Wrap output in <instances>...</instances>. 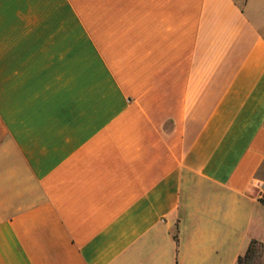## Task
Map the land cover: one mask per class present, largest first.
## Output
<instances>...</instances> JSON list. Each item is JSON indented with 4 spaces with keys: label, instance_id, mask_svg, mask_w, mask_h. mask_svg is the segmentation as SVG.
<instances>
[{
    "label": "crops",
    "instance_id": "0c3cea01",
    "mask_svg": "<svg viewBox=\"0 0 264 264\" xmlns=\"http://www.w3.org/2000/svg\"><path fill=\"white\" fill-rule=\"evenodd\" d=\"M263 192L264 0H0V264H239Z\"/></svg>",
    "mask_w": 264,
    "mask_h": 264
},
{
    "label": "trees",
    "instance_id": "16d2710c",
    "mask_svg": "<svg viewBox=\"0 0 264 264\" xmlns=\"http://www.w3.org/2000/svg\"><path fill=\"white\" fill-rule=\"evenodd\" d=\"M264 247V243L256 239L252 240L246 253L238 259L239 264H254L260 248Z\"/></svg>",
    "mask_w": 264,
    "mask_h": 264
},
{
    "label": "rangeland",
    "instance_id": "374dc122",
    "mask_svg": "<svg viewBox=\"0 0 264 264\" xmlns=\"http://www.w3.org/2000/svg\"><path fill=\"white\" fill-rule=\"evenodd\" d=\"M254 264H264V247L260 248L257 257L254 260Z\"/></svg>",
    "mask_w": 264,
    "mask_h": 264
},
{
    "label": "built area",
    "instance_id": "2783aa9c",
    "mask_svg": "<svg viewBox=\"0 0 264 264\" xmlns=\"http://www.w3.org/2000/svg\"><path fill=\"white\" fill-rule=\"evenodd\" d=\"M260 198L264 201V192L261 194Z\"/></svg>",
    "mask_w": 264,
    "mask_h": 264
}]
</instances>
